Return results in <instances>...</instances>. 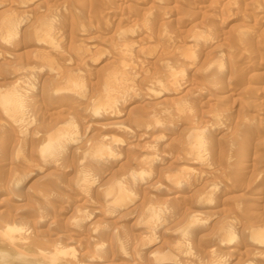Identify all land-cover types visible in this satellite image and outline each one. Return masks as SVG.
I'll return each instance as SVG.
<instances>
[{"label":"rangeland","instance_id":"rangeland-1","mask_svg":"<svg viewBox=\"0 0 264 264\" xmlns=\"http://www.w3.org/2000/svg\"><path fill=\"white\" fill-rule=\"evenodd\" d=\"M2 91L0 264H264V0H0Z\"/></svg>","mask_w":264,"mask_h":264},{"label":"bare ground","instance_id":"bare-ground-1","mask_svg":"<svg viewBox=\"0 0 264 264\" xmlns=\"http://www.w3.org/2000/svg\"><path fill=\"white\" fill-rule=\"evenodd\" d=\"M149 10V9H148ZM16 27V26H15ZM12 29L14 30V27H12V28H10V31H12ZM24 29V28H23ZM10 33V32H9ZM48 38V37H47ZM6 88V87H5ZM3 90V89H2ZM5 90V89H4ZM107 90V89H106ZM28 96V92L26 91H24L23 93H21V94H19L16 98H15V101H12L13 102V104H15V106L14 107H17L18 105H20V103H22V101L26 98ZM13 98V96L11 97V93L9 92V91H7V92H4L3 93V91H2V93L0 94V103H2V104H4V105H2V106H5L6 104L8 105V104H10L9 102H10V100ZM99 99V98H98ZM103 101V100H102ZM99 104V103H98ZM6 105V106H7ZM98 107V106H97ZM3 108H5V107H3ZM73 120V119H72ZM74 121V120H73ZM73 121H71V124H73L72 122ZM66 123V122H65ZM67 125H69V124H66V126ZM61 128V127H60ZM73 129V128H72ZM61 130V129H60ZM58 131V130H57ZM58 134H62L61 133V131H60V133L59 132H57ZM52 136H53V134H52ZM60 136V135H59ZM61 137V136H60ZM54 138H57V137H54ZM50 142V141H49ZM52 145V144H51ZM45 147V149L46 148H48V146H44ZM43 147V148H44ZM42 149V148H41ZM42 150H44V149H42ZM42 152H44V151H42ZM199 174V173H198ZM19 192H20V189H18V192H16L17 194L16 195H19ZM17 197V196H16ZM91 204V203H90ZM12 229H14L13 227H10V229H9V231L10 230H12Z\"/></svg>","mask_w":264,"mask_h":264}]
</instances>
